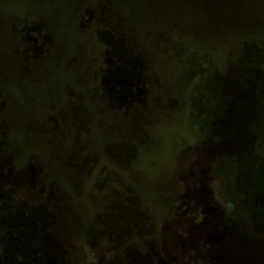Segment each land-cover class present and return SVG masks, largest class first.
<instances>
[{
    "label": "rangeland",
    "instance_id": "rangeland-1",
    "mask_svg": "<svg viewBox=\"0 0 264 264\" xmlns=\"http://www.w3.org/2000/svg\"><path fill=\"white\" fill-rule=\"evenodd\" d=\"M133 1L0 0V264H264V0Z\"/></svg>",
    "mask_w": 264,
    "mask_h": 264
},
{
    "label": "trees",
    "instance_id": "trees-1",
    "mask_svg": "<svg viewBox=\"0 0 264 264\" xmlns=\"http://www.w3.org/2000/svg\"><path fill=\"white\" fill-rule=\"evenodd\" d=\"M89 1H91V0H89ZM138 1H140V0H138ZM82 2H84V1H82ZM82 2L80 1L77 3V7L74 10L73 19L71 21V24L73 26L72 32L74 34V36H73L74 45H75V40H76L75 32L80 30L79 26H78L79 25L78 14L81 11H83L82 7L84 4L82 5ZM130 2L134 3L133 0H130ZM85 3H87V1ZM92 10H93V13H91L92 18H91L90 23L88 24V31L85 30V31H87L86 33L88 34V62L89 63L94 60L93 56H92V53L94 50L92 51L90 48V46L93 45V43L99 44L100 49L98 51H108V54H110L109 56L112 55L113 58L115 57L113 54V51H112L113 47L109 43L108 44L103 43L96 34L97 30L102 28L104 26V22H105V21H103V15H102L103 13L101 12V6H100V8H98V5L95 4V6ZM114 15H113V17L110 14L108 16L110 18L109 22L107 23V28H109V30H110V32L108 34L109 41L111 40V42H114V43H120L121 42L120 43L121 47H122V52L120 55L121 58H125L126 56H132L133 57L134 53L135 54L138 53L134 49L139 47L138 40L140 39V37L142 35L139 36L136 33H132L131 31H136V30H133L134 29L133 24L131 22L124 20V19L122 22L118 16H116V15L114 16ZM86 17H87V15L85 14V18ZM50 25H51V27H50L51 31L54 32V36L58 37L57 39H60L61 38L60 27L57 25H52L51 22H50ZM120 26H121V29H119ZM114 30L116 33L113 32ZM118 34H121V35H118ZM120 37H121V39H120ZM122 38L124 39V41ZM77 40H78V38H77ZM81 43L82 42H80V44ZM74 53L75 52H74V47H73L71 54L73 55ZM91 59H93V60L90 61ZM95 60L96 61L94 63H91V65L94 64V68L97 69L101 66V63L104 62V56H101L99 58L97 57V58H95ZM121 61H123V60H121ZM124 64H125V62H124Z\"/></svg>",
    "mask_w": 264,
    "mask_h": 264
}]
</instances>
